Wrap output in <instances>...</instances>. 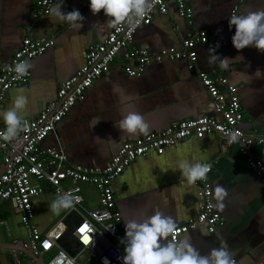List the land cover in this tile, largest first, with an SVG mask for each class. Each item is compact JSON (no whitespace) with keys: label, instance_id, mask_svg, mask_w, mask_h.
I'll return each mask as SVG.
<instances>
[{"label":"crops","instance_id":"crops-1","mask_svg":"<svg viewBox=\"0 0 264 264\" xmlns=\"http://www.w3.org/2000/svg\"><path fill=\"white\" fill-rule=\"evenodd\" d=\"M58 0H54L53 4ZM189 0L193 9L192 25L188 26L177 14L173 5L167 15H155L149 25L136 30L132 46L143 47L151 53L166 48H178L189 32L205 30L210 38L224 39L229 30L228 19L233 5L239 12L264 9V0ZM53 6V5H52ZM30 0H0V62H8L26 37L52 38L54 46L29 62L30 79L27 84L11 88L0 112L6 111L17 94L25 89L28 105L24 119H32L56 96L61 82L73 75L83 64L84 53L92 43L102 41L110 28L100 12L93 15L89 0H63L62 11L78 10L84 17L82 27L73 29L68 23L58 21L49 14L30 24ZM219 30V31H218ZM208 48L197 46L195 69L191 71L184 60L150 63L140 77L126 76L119 59L107 74L97 79L87 91L84 100L73 105L67 115L56 125L42 147L63 149L71 164L105 166L120 143L134 140L148 132L167 128L171 123L200 115H214L211 101L197 73L202 71L225 77L238 88L244 132L264 136V75H255L257 69L264 73V53L253 47L239 52L230 45L217 49L216 54L228 60L206 63ZM118 85L130 99L122 104L113 92ZM140 113L148 124L147 133L127 135L120 133L114 123L123 118V109ZM99 121V122H98ZM0 129L5 124L0 118ZM250 154L264 162V146L253 145ZM187 159L191 163L211 162L207 175L212 201L217 185L228 195L223 210L215 208L222 224L213 234L202 227L182 235L206 255L212 248L226 244L236 264H264V188L260 180L247 167L237 146H228L215 135L201 139L188 138L162 155L149 153L136 159L113 183L115 206L121 216V231L129 219H139L143 212L151 216L160 211L171 216L177 226L195 217L197 211L196 186L187 185L180 177L178 163ZM36 185V182H32ZM43 192L32 199L34 224L40 231L52 228L64 214L49 210L54 196L45 183L39 184ZM83 205L88 209L98 206L97 192L93 186H82ZM69 215L65 222L75 223ZM59 233V232H55ZM56 235V234H55ZM27 234L19 221L13 204H0V264H10L15 259L32 261L24 252ZM92 263V262H91Z\"/></svg>","mask_w":264,"mask_h":264},{"label":"built area","instance_id":"built-area-1","mask_svg":"<svg viewBox=\"0 0 264 264\" xmlns=\"http://www.w3.org/2000/svg\"><path fill=\"white\" fill-rule=\"evenodd\" d=\"M30 1L28 29L36 20L49 14L54 2ZM242 1L239 0L238 3ZM152 3V9L136 30L149 25L157 14L167 15L170 5L174 6L178 16L188 26L192 25L193 9L189 0H152ZM101 13L103 14V11ZM233 14H240L239 5L232 6L229 17ZM234 31V27L229 28L226 37L220 40L210 38L205 30L189 32L178 48L171 47L151 53L146 48L132 46L135 32L129 33L126 29L122 30V26H118L110 28L102 41L87 47L83 64L73 75L60 83L55 98L49 101L36 117L24 119L26 124L17 138L11 142L0 140V204L5 201L13 204L20 224L27 234L24 248L41 259L43 255L53 252L46 262L43 261L44 264H83L81 254L84 253L86 260L95 264H103L104 258H107L109 264H122L119 257L123 255L124 246L120 240L124 237V232L121 231V216L115 206L114 181L136 159L149 153L162 155L167 149L176 147L188 138L201 139L206 135H215L226 145L237 146L245 158L247 167L264 188V162L254 158L249 152L253 145L264 146V136L244 132L241 128L243 111L237 86L230 84L223 76L202 71L198 72L197 76L211 101L214 115L177 120L163 130L148 132L134 140L124 141L103 167L71 164L63 149L42 147L43 141L54 132L56 125L67 115L70 108L84 100L94 82L107 74L117 59L123 73L132 78L140 77L148 64L164 60H184L188 69L194 71L196 47H215V50L229 47L232 45L231 37ZM53 46L52 38L26 36L10 60L0 62V109L8 91L27 84L30 79L29 72L23 79L15 80V73L8 68L18 60L30 61L39 57ZM233 132L237 141L229 143L228 136ZM207 163L212 167L211 162ZM40 183L49 187L54 198L57 194L64 193H71L80 198L73 209L66 210L57 223L46 231H40L34 224L32 199L43 192ZM84 185L95 188L98 202L96 208L88 209L83 205ZM195 186L198 200L196 215L186 223L178 225L176 232L169 239L180 238L198 227H202L207 234H213L222 224L220 214L215 211L214 206L210 207L214 205L210 182L207 179L198 180ZM69 215L76 218L72 227L65 222ZM68 228L72 229L73 242L79 246L73 255L57 243ZM56 231L59 233L54 235ZM10 264L38 263L15 259Z\"/></svg>","mask_w":264,"mask_h":264},{"label":"clouds","instance_id":"clouds-1","mask_svg":"<svg viewBox=\"0 0 264 264\" xmlns=\"http://www.w3.org/2000/svg\"><path fill=\"white\" fill-rule=\"evenodd\" d=\"M62 4L63 0L53 4L49 9V15L58 21L68 23L73 29H80L84 17L75 9L63 12ZM152 7V0H89L91 13L96 15L103 11L108 28L122 26V30L126 29L129 33L135 32ZM228 26L230 29L233 27L235 29L231 42L238 52L246 47H253L258 52L264 53V9L233 14L228 19ZM217 60L223 63L228 58L221 59L216 54L215 47H210L206 63L215 64ZM31 68L32 64L28 60H18L8 70L15 73L13 79L21 80L29 74ZM254 74L264 75L260 69ZM25 91L23 88L17 89L10 107L0 112V118L5 124V129L0 131V140L11 142L23 130L26 124L23 113L28 105ZM113 92L119 95L122 104L130 99L123 94V90L118 85H113ZM123 113V118L114 123V127L120 133L133 136L147 133L148 124L140 113L129 111L128 106H125ZM228 139L229 143L236 142L235 132L230 133ZM210 168L211 165L208 163H191L187 159L180 160L177 166L180 177L187 185H194L198 180H206ZM227 195V191L217 185L214 193L216 203L210 207L223 210L225 207L223 201ZM79 199L71 193L57 194L49 205V210L59 215L65 210L73 209ZM124 228V237L120 240L124 246L123 255L119 257L122 264H236L226 244L219 248L214 247L206 255H202L188 236L169 239L176 232L177 224L171 216H166L160 211H155L151 216L141 212L139 219L127 220ZM103 264H109L107 258L103 259Z\"/></svg>","mask_w":264,"mask_h":264},{"label":"water","instance_id":"water-1","mask_svg":"<svg viewBox=\"0 0 264 264\" xmlns=\"http://www.w3.org/2000/svg\"><path fill=\"white\" fill-rule=\"evenodd\" d=\"M190 4V3H189ZM61 247H63L70 255H73L79 246L73 242L72 229L68 228L65 234L57 242ZM24 252L33 262L38 264H44L43 260L40 257L33 256L26 248L21 250Z\"/></svg>","mask_w":264,"mask_h":264},{"label":"rangeland","instance_id":"rangeland-1","mask_svg":"<svg viewBox=\"0 0 264 264\" xmlns=\"http://www.w3.org/2000/svg\"><path fill=\"white\" fill-rule=\"evenodd\" d=\"M52 255H53V252L50 253V254H47V255H43L42 256L43 261L46 262ZM81 257H83L82 258V263L83 264H95V263H91L88 260H86V254L85 253L81 254ZM79 259H80V257H79Z\"/></svg>","mask_w":264,"mask_h":264},{"label":"bare ground","instance_id":"bare-ground-1","mask_svg":"<svg viewBox=\"0 0 264 264\" xmlns=\"http://www.w3.org/2000/svg\"><path fill=\"white\" fill-rule=\"evenodd\" d=\"M57 234V233H54V235Z\"/></svg>","mask_w":264,"mask_h":264},{"label":"snow or ice","instance_id":"snow-or-ice-1","mask_svg":"<svg viewBox=\"0 0 264 264\" xmlns=\"http://www.w3.org/2000/svg\"><path fill=\"white\" fill-rule=\"evenodd\" d=\"M83 231V230H82Z\"/></svg>","mask_w":264,"mask_h":264}]
</instances>
